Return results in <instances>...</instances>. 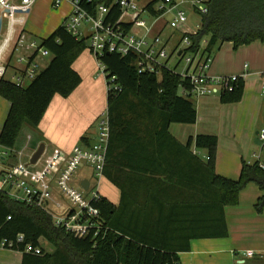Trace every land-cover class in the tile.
Returning a JSON list of instances; mask_svg holds the SVG:
<instances>
[{
    "label": "trees",
    "instance_id": "16d2710c",
    "mask_svg": "<svg viewBox=\"0 0 264 264\" xmlns=\"http://www.w3.org/2000/svg\"><path fill=\"white\" fill-rule=\"evenodd\" d=\"M156 1L146 5L152 15L157 13L152 8ZM81 5L91 14L105 5L111 20L120 15L115 0H81ZM206 9L184 52L194 54L202 48L211 55L223 42L234 47L254 40L264 43V0H208ZM39 45L49 53L48 60L25 87L0 79V96L9 102L0 129L2 148L15 147L23 125L36 127L55 93L65 97L80 82L71 64L87 48L84 38L73 37L61 23ZM135 59L132 52L99 57L118 86L106 92L109 136L103 169L119 189L118 203L101 196L96 203L100 231L94 237L77 238L54 226L45 211L0 191V239L14 240L23 234L16 245L19 250L27 244L38 246L40 238L53 248L41 255L22 253L21 264H179L178 254L189 250L190 240L227 236L224 207L238 203L247 183L261 191L255 208H263L264 169L255 161H241L237 178L224 177L214 168L215 135L201 133L184 144L177 141L169 124H191L196 119L186 81L163 68L158 74L137 73ZM181 86L186 93H179ZM242 94L243 79H237L231 90L220 92L219 101L234 103ZM198 150H205V157ZM131 179L144 185L141 190L132 192Z\"/></svg>",
    "mask_w": 264,
    "mask_h": 264
},
{
    "label": "built area",
    "instance_id": "2783aa9c",
    "mask_svg": "<svg viewBox=\"0 0 264 264\" xmlns=\"http://www.w3.org/2000/svg\"><path fill=\"white\" fill-rule=\"evenodd\" d=\"M63 1L69 3L70 10L62 24L73 37L85 39L107 89H118V86L114 83L115 76L108 75L99 57L111 52L119 55L135 53L137 73L158 74L163 68L178 75L186 81L188 93L195 98L229 91L237 79L247 75L246 70L240 74L210 75L211 55L205 54L202 48L194 54L184 52L190 44L189 35L196 34L199 24L192 29L187 26L188 14L182 4L188 3L189 9L199 13V16L206 13L208 0H158L152 5L157 12L155 15L146 9L147 3L138 6L139 0H115L120 11L116 20L107 17L110 10L105 5H99L93 14L82 7L81 0H52L51 6L56 8ZM34 2L0 0V79L5 78L19 88L24 87L41 69L38 60L49 56L39 41L23 28ZM164 14H169L170 18L164 20ZM123 15L129 18L123 20ZM157 22L160 27L155 30ZM166 27L171 32L162 38V29ZM202 43H205L204 39ZM169 46L170 53L167 52ZM171 57L175 59L174 65L169 64ZM259 75L263 78L261 92L264 94V71ZM179 93H186L185 86L179 88ZM108 136L109 124L105 112L97 119V134L90 144L74 145L68 154L53 151L45 160L40 161V156L34 164L29 165L30 154L22 161L31 140L30 135H26L18 149H1L3 154L12 153L15 162L0 171V191L14 201L45 211L51 216L54 226L63 228L74 237L96 236L101 229L100 211L96 203L101 198L100 185ZM256 137L258 146L252 156L258 167L264 169V125L257 129ZM84 180L87 181L86 188L81 185ZM22 241L23 234H17L14 240L0 239V248L34 255L52 251V246L46 240H43L45 245L41 244L40 239L38 246L27 244L23 250H19L16 245ZM241 255L250 258L255 253L246 249Z\"/></svg>",
    "mask_w": 264,
    "mask_h": 264
},
{
    "label": "crops",
    "instance_id": "0c3cea01",
    "mask_svg": "<svg viewBox=\"0 0 264 264\" xmlns=\"http://www.w3.org/2000/svg\"><path fill=\"white\" fill-rule=\"evenodd\" d=\"M51 1L49 0L50 6ZM36 3V1L33 3L29 12L38 9ZM62 3L66 9L63 13L64 19L69 13L70 5L66 1ZM159 27L160 23H155L154 29L157 30ZM164 29H162L163 32ZM152 32L154 33V30ZM244 48L242 51L232 53L227 49L224 60L217 61L211 57L208 69L210 75L220 76L240 74L246 70L247 75L243 78V94L247 86L252 83L258 80L260 84L262 83L263 78L259 74L264 69V45L262 47L246 45ZM87 51L89 50L86 48L81 51L71 64L80 76L79 84L65 97L55 93L36 127H27L29 130L24 135V139L26 135L31 137L29 154L31 155L40 143L44 144L40 161L45 160L53 151L68 154L74 145H88L96 137L97 119L106 112L107 86L104 78L97 72L94 56ZM241 54H246L244 60L240 59ZM246 59L249 61L248 64L242 62ZM259 71L261 72L258 73ZM191 99L196 110L195 122L170 123L169 133L182 144L196 134L215 135L217 138L215 171L224 177L237 178L241 161H245V156L252 157V160L247 163L254 161L252 153L258 146L255 134L259 128L258 124L255 123L251 129L242 125L235 127L236 123L233 119L238 117H230L233 108L229 107L234 103H221L217 94L197 98L192 96ZM8 109L9 102L0 96V129ZM244 134H248L247 139H244ZM24 139L20 146L24 143ZM1 149L4 148L0 146V171L15 162L12 153L3 154ZM194 149L191 144L190 150L194 151ZM198 152L205 157V150H198ZM112 175H114L113 171ZM103 178L106 183L103 186L104 193L100 190V194L116 205L119 201V189L104 175ZM143 186L134 179H131L128 185L132 192H137L139 188L141 190ZM243 188L238 194V203L224 207L227 236L190 240L189 250L178 254L179 264H264L262 263L264 261H259L264 259V221L260 215L264 211V206L261 211L255 208L261 191L252 182L245 185L246 191ZM246 249H251L255 255L250 258L242 256L241 252ZM255 256L259 259L254 260ZM21 257L22 253L17 250L0 248V264H21Z\"/></svg>",
    "mask_w": 264,
    "mask_h": 264
},
{
    "label": "rangeland",
    "instance_id": "374dc122",
    "mask_svg": "<svg viewBox=\"0 0 264 264\" xmlns=\"http://www.w3.org/2000/svg\"><path fill=\"white\" fill-rule=\"evenodd\" d=\"M35 1L37 2L36 6L38 7V9L36 11L31 10L26 15V19H25V22L23 24V28H24V30H26L27 33H29V35H31L37 41H39L40 40L39 38L47 36L56 26H58L59 24L62 23L63 13L66 11V9L64 8L65 5L63 3H61L56 8H53L50 6L49 0H35ZM150 1L151 0H139V1H137V5L141 6V5H143L147 2H150ZM182 6H184L187 10V14H188L187 26L190 29L195 28L199 24V21H200L198 14H196L191 9H189L188 3L187 4L184 3V4H182ZM127 18H129L128 15L127 16L123 15V17H122L123 20H125ZM162 18L164 20H168L170 18V15L164 14L162 16ZM170 32L171 31H169V28L166 27L164 29V32L162 33L161 37L164 38L165 34L170 33ZM252 43H255V44H252ZM246 45H259L260 47H262L264 45V43L257 40V41H252L248 44L239 45V46L234 47L231 42H223L220 44V46L218 48L214 47V49L212 50V53H211V57H213V60L217 59V61L224 60L226 58V50L227 49L231 53L234 51L238 52V51H242V49H245L244 46H246ZM170 46H171V44H170ZM170 46L167 49L168 53L171 52ZM86 50H87V48H86ZM87 52H90V51H87ZM244 57H246V54L240 55L241 60H244ZM47 60H48V57L44 58L43 60H38L41 68L43 66H45ZM174 62H175V59L173 57H171L169 59V64L174 65ZM242 62H247V64L249 63L248 59H246L245 61H242ZM263 65H264V63H263ZM180 66H181V64H179L178 69L180 68ZM260 72L261 71H259L258 73H260ZM8 76H9V74H8ZM255 76L259 77L257 75H255ZM258 81H256L255 83H252L250 86H247L244 94H242L241 99L237 102H234V104L229 106L230 108H233V111L231 112L232 116H230V117H238V119L237 118L233 119V122L236 123L234 125L235 127L242 125L243 127H247L249 129H251V127H253V125L255 123H257L259 127L264 125V94L261 92V84ZM27 127L28 126L23 125V127L21 128V131L18 135L17 142H16L14 149H18L21 142L23 141L24 135L27 134V130H29ZM244 135H245L244 139H247L248 134H244ZM30 148H31V144L24 151L22 161H25L27 159V155H29V153L31 151ZM251 160H252L251 155L245 156L246 162L251 161ZM101 181H102V183H101L100 190L102 193H104V189H103L104 187L103 186L106 182H105L104 178H102ZM246 189L247 188H245V186H244L243 190L246 191ZM108 194L110 196H112L111 193L108 192ZM260 215H261V217H263V221H264V211ZM43 240H44L43 238H40V243L45 245V241H43ZM47 247H50V246H47ZM263 255H264V253H263ZM254 258H256L254 260L259 259L258 256H255ZM259 261H264V259H262V260L260 259ZM262 263H264V262H262Z\"/></svg>",
    "mask_w": 264,
    "mask_h": 264
},
{
    "label": "water",
    "instance_id": "95a60500",
    "mask_svg": "<svg viewBox=\"0 0 264 264\" xmlns=\"http://www.w3.org/2000/svg\"><path fill=\"white\" fill-rule=\"evenodd\" d=\"M0 28H1V19H0ZM257 133V131L255 132V134ZM43 148H44V144L40 143L37 148L32 152V154L30 155L27 164L32 165L34 164L39 157L41 156L42 152H43ZM83 188L87 187V181H82L81 183Z\"/></svg>",
    "mask_w": 264,
    "mask_h": 264
}]
</instances>
